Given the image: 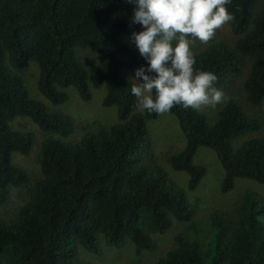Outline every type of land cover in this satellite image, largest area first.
<instances>
[{"label":"trees","instance_id":"trees-1","mask_svg":"<svg viewBox=\"0 0 264 264\" xmlns=\"http://www.w3.org/2000/svg\"><path fill=\"white\" fill-rule=\"evenodd\" d=\"M234 19L207 43L189 38L195 68L212 72L221 91H242L250 106L264 101V0H231ZM133 6L125 0H0V209L13 192L25 198L0 217V264H87L84 249L102 254L101 243L134 254L157 248L155 235L184 223L172 247L151 264H264V200L246 190L230 212L208 213L210 231H196L185 193L155 164L148 122L159 115L138 112L130 72L147 67L131 31ZM229 33V39L224 34ZM87 54L94 62L85 59ZM36 65V90L52 106L69 100L73 88L83 102L91 89L104 88L102 105L115 107L117 122L97 126L78 139L72 119L31 99L26 72ZM153 75H155L153 73ZM240 84V86H239ZM184 136V148L168 158L188 175L194 191L205 168L193 163L199 147L213 150L223 169L220 191L237 179L264 186L262 123L229 100L212 120L175 106L169 112ZM27 118L45 135L37 153L38 175L12 161L29 156L35 138L11 124ZM207 217V220H208ZM188 233V235H187Z\"/></svg>","mask_w":264,"mask_h":264},{"label":"rangeland","instance_id":"rangeland-1","mask_svg":"<svg viewBox=\"0 0 264 264\" xmlns=\"http://www.w3.org/2000/svg\"><path fill=\"white\" fill-rule=\"evenodd\" d=\"M229 39V33H224ZM89 63L94 62L95 57L91 54L85 56ZM36 65L26 72V84L31 99L44 102L53 112L65 114L69 116L74 125V131L69 135L68 139L74 140L85 136L92 132L97 126L108 127L117 122V111L115 107H104L101 103L104 94V88L91 89V99L89 102H83L77 92L73 88L67 89L69 100L62 105L52 106L44 100L36 90ZM135 70L130 72V76L134 78ZM240 86V84H239ZM235 89L234 92L222 91L224 93V101L215 108L205 107L199 112L212 120H216L218 113L223 109L229 100H234L249 117L257 118L261 121L262 127L251 135L238 138L234 142V147L252 137H262L264 135V101L260 106H250L245 101L242 91ZM138 112H142L137 109ZM12 128L20 132H30L35 138L34 147L29 156H21L19 154L12 155V161L17 165L25 168L32 178L38 175L37 153L39 146L45 135L40 129L27 118H17L11 124ZM148 130L152 143V155L155 164L161 167L169 178V181L177 188L185 193L188 205L193 209V223L196 231H210L208 213L211 211L230 212L232 208L239 204L243 193L251 190L260 196V200H264V186L246 179H237L234 187L227 193L220 191V185L223 179V169L213 150L206 147H199L193 157L195 165H201L205 168V175L200 181L198 187L194 191H189L188 175L183 171H176L171 168L168 158L179 153L185 145V139L181 133L177 120L169 113L159 115L156 119L148 122ZM25 198V190L15 191L12 194L8 205L4 209H0L1 216H9L14 210L22 204ZM208 217V220H207ZM185 224L174 222L171 229L164 235H155L154 239L157 248L151 251H144L140 255L134 254V247L131 242H126L123 248L115 249L105 246L101 243L102 254L95 255L84 249L79 252V259L87 264H151L172 247L174 236L181 233ZM188 235V233H187Z\"/></svg>","mask_w":264,"mask_h":264},{"label":"clouds","instance_id":"clouds-1","mask_svg":"<svg viewBox=\"0 0 264 264\" xmlns=\"http://www.w3.org/2000/svg\"><path fill=\"white\" fill-rule=\"evenodd\" d=\"M133 6L131 31L126 38L147 62L135 70L131 93L136 107L162 115L175 106L200 111L215 108L224 93L214 86L217 77L194 67L190 37L209 42L226 23L234 19L226 5L231 0H125ZM153 73L155 75H153Z\"/></svg>","mask_w":264,"mask_h":264}]
</instances>
